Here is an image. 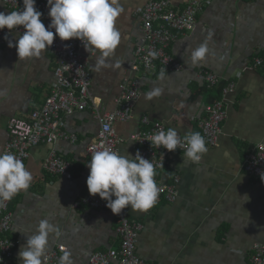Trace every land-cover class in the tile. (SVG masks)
<instances>
[{
    "label": "crops",
    "instance_id": "1",
    "mask_svg": "<svg viewBox=\"0 0 264 264\" xmlns=\"http://www.w3.org/2000/svg\"><path fill=\"white\" fill-rule=\"evenodd\" d=\"M148 1L117 0L124 8L116 21L121 40L105 58L108 66L96 71L93 63L101 53L92 50L89 91L101 112L114 110L122 81L129 75L133 49L142 35L140 11ZM188 1L171 0L179 9ZM199 1L204 7L195 30L170 47V54L184 69L164 72L163 80L159 79L161 72L136 74L139 97L131 119L114 125L120 140L117 149L132 156L135 147L129 137L141 129L143 117L162 123L166 131L176 129L181 138L189 132L200 133L199 122L212 97L201 70L236 86L228 96L222 134L199 161L174 154L166 168L171 179L178 177L175 202H160L147 211L130 208L129 217L143 225L137 254L151 264H250L253 245L264 244V179L245 175L241 163L250 146L264 144V61L262 66H254L255 58H264V0ZM0 12H11L1 0ZM17 38L12 34L0 47V152L8 140V120L26 119L44 102L54 83L49 51L20 59L16 48L8 46ZM206 40L209 54L193 66L191 51ZM154 87L162 88L163 93L146 99ZM65 129L76 136V142L59 139L32 148L25 162L33 176L31 186L10 200L11 235L18 243L15 264H22L18 253L41 219H48L61 233L50 235L47 254L61 245L71 251L75 264H88L92 253L118 248V214L111 209H72L82 197L100 198L91 195L86 184L92 156L85 149L98 131L92 109L66 117ZM51 150L71 164L72 178L46 174L43 162ZM164 171L156 172L157 179L164 181Z\"/></svg>",
    "mask_w": 264,
    "mask_h": 264
},
{
    "label": "built area",
    "instance_id": "2",
    "mask_svg": "<svg viewBox=\"0 0 264 264\" xmlns=\"http://www.w3.org/2000/svg\"><path fill=\"white\" fill-rule=\"evenodd\" d=\"M1 1L11 11L22 9L21 0ZM36 7L43 13L41 20L47 28L51 23L47 0H36ZM203 7L204 3L199 0H190L181 9L175 8L171 0H150L142 7L140 11L142 35L133 49V62L129 68V75L123 79L120 94L114 100L115 108L109 112L98 110L90 95L91 78L88 72V61L93 55L92 50L87 51L79 39L62 41L55 36L53 44L46 48L54 62V83L50 93L26 119L12 117L8 120V140L1 152H10L25 164L30 150L41 144H52L59 139L75 143L76 136L66 132L65 119L87 109H92L93 117L98 123V131L86 146V154L92 156L94 151L105 148L118 150L120 140L115 134L114 125L131 119L135 102L139 97L136 74L154 76L161 71L181 72L184 69L183 65L170 54V47L180 37L195 30L197 16ZM22 31V28L0 30V47L8 41L12 34L17 36ZM52 31L55 32V29ZM150 51H156L157 58L149 57ZM263 61L264 58H255L254 66H262ZM200 73L210 89L223 83L221 78L206 70H201ZM235 87L233 82L225 83L218 99L204 107L205 117L199 122V131L206 141V147H215L219 142L227 114L228 96L235 91ZM160 130L166 131L162 123L143 117L141 129L129 137L135 147L132 157L134 158L139 152L143 158L151 160L156 166V172H163L174 154L185 152V148L181 146L171 152L162 146L152 147L147 139L151 134ZM43 169L46 174L52 176L72 178L71 164L57 155L54 150H51L45 158ZM241 169L250 178L264 179V144H256L246 150L242 158ZM155 179L160 189L155 204L175 202L178 177H172L168 183ZM106 203L101 198L87 196L75 201L72 209L108 210ZM130 208L129 206L123 209L117 216L115 233L119 239L118 248L92 253L88 264H151L137 254V238L143 225L129 217ZM11 228L10 201H6L3 206H0V264H15L13 256L18 243L11 235ZM62 248L65 249L61 245L53 248L47 254L44 264H59ZM249 262L250 264H264V244L253 245Z\"/></svg>",
    "mask_w": 264,
    "mask_h": 264
},
{
    "label": "clouds",
    "instance_id": "3",
    "mask_svg": "<svg viewBox=\"0 0 264 264\" xmlns=\"http://www.w3.org/2000/svg\"><path fill=\"white\" fill-rule=\"evenodd\" d=\"M48 15L51 23L48 27L41 20L43 13L36 7V0H23V7L9 13L0 12V30L22 28L15 42L9 41V47H15L20 59L40 57L42 51L53 44L55 36L62 41L79 39L85 49L101 53L94 63L96 71L108 66V57L120 44L121 33L116 27L117 18L124 8L117 0H47ZM55 29V32L52 31ZM210 38V37H209ZM209 54L207 40L191 51L190 60L193 66L205 61ZM148 56L157 58L156 51ZM165 74L161 71L159 79ZM163 93L160 87H154L146 93L151 100ZM151 146L168 151H175L178 146L184 147V155L192 161H199L207 152L206 141L199 132L186 133L183 138L174 128L160 130L147 139ZM90 172L86 180L91 195H99L105 200L112 213L119 214L127 207L147 211L155 205L159 196V186L155 179L156 166L151 160L143 158L139 152L133 158L130 154L118 150L94 151L90 163ZM33 176L24 162L10 152H0V206L10 201L21 191H26ZM113 197H115L113 199ZM61 235L57 226L48 219H41L35 231L27 235L26 244L18 253L22 264H44L50 248V235ZM59 264H75L70 250L61 249Z\"/></svg>",
    "mask_w": 264,
    "mask_h": 264
},
{
    "label": "trees",
    "instance_id": "4",
    "mask_svg": "<svg viewBox=\"0 0 264 264\" xmlns=\"http://www.w3.org/2000/svg\"><path fill=\"white\" fill-rule=\"evenodd\" d=\"M23 7V0H21V8ZM225 85V83H222L220 86L216 87V88H208L211 90V94H212V97H211V101L210 103H212L214 100L218 99L219 95H220V92H221V89L223 88V86ZM206 86V85H205ZM207 87V86H206ZM214 93V94H213ZM209 103V104H210ZM159 173H157L156 177L155 178H158ZM170 175H169V172H168V168L165 169L164 171V182L165 183H168L170 181Z\"/></svg>",
    "mask_w": 264,
    "mask_h": 264
}]
</instances>
